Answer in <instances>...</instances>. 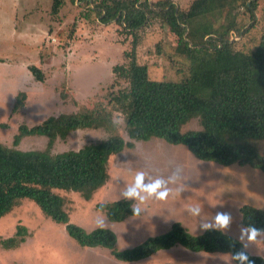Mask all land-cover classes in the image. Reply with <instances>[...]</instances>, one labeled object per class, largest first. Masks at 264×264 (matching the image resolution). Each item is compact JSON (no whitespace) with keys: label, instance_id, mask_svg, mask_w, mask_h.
Here are the masks:
<instances>
[{"label":"trees","instance_id":"1","mask_svg":"<svg viewBox=\"0 0 264 264\" xmlns=\"http://www.w3.org/2000/svg\"><path fill=\"white\" fill-rule=\"evenodd\" d=\"M47 1L52 14H57L65 1L77 7V24L113 22L122 36H118V44H127L129 49L122 52L125 62L111 68L113 80L105 102L48 117L31 127L21 124L12 147L0 145V218L22 200H29L44 216L64 226L78 247L108 250L121 263H138L176 247L191 253L225 254L232 260V252L242 245L238 239L216 228L193 235L178 222L162 234L118 250L111 230L88 232L70 223L64 200L56 191L75 192L90 200L108 182L112 157L133 148V142L152 139L184 146L205 164L249 167L264 174V36L248 52L237 49V41L231 40L233 35L242 36L250 30L238 22L240 9L252 21L258 1L192 0L186 9L175 7L170 0ZM150 25L166 30L173 54L188 63L187 73L179 81L152 80L147 66L138 62L141 36ZM28 70L35 81L43 83L44 75L38 69L32 66ZM25 99L24 93L14 98L12 114L23 108ZM116 112L123 119L129 142L117 134ZM192 121L198 129H184ZM77 130H103L108 137L77 151L50 152L56 140H65ZM26 137L45 138L48 145L41 151L16 149ZM132 205L133 201L119 199L98 209L109 222L120 223L135 217ZM239 214L243 227L264 228V210L244 204ZM14 235L2 242L4 249L23 243L26 230L17 227ZM249 256L253 264H264L263 257Z\"/></svg>","mask_w":264,"mask_h":264},{"label":"rangeland","instance_id":"2","mask_svg":"<svg viewBox=\"0 0 264 264\" xmlns=\"http://www.w3.org/2000/svg\"><path fill=\"white\" fill-rule=\"evenodd\" d=\"M191 1L170 0L180 9H186ZM257 1L254 20H249L244 9H240L238 17L244 29L250 30L245 35L231 38L243 52L253 50L264 36V0ZM65 3L57 14H52L51 3L47 0H0V145L12 147L13 137L21 124L31 127L48 117L105 102L113 80L111 68L125 62L122 52L129 47L118 44V36L122 38L118 26L113 22L77 24L74 21L77 7L69 1ZM250 25L255 26L249 28ZM171 42L166 37V30L158 25H150L141 36L137 60L147 66L150 79L179 81L187 73L188 63L173 54ZM32 66L44 75L43 83L35 81L30 74L28 69ZM22 93L26 96L24 106L12 114L14 98ZM113 114L117 134L129 142L121 115ZM184 129H198V124L192 121ZM107 137L103 130H77L65 140H56L50 152L77 151ZM47 145L45 138L26 137L16 149L41 151ZM133 145L110 159L109 180L90 200L85 201L75 192L56 191L64 200L70 223L88 232L96 228L111 230L117 238L116 249L123 250L147 237L166 232L175 222L193 235L200 234L198 226L201 223L213 222L216 212L225 210L231 212L233 221L229 229L219 230L242 244L247 243L240 239L243 226L239 208L245 204L264 210V174L249 167L205 164L195 160L184 146L161 140L133 142ZM261 147L264 150V144ZM178 167L181 170L178 171ZM138 172H143L145 183L163 180L169 188V196L163 201L150 198L141 205L139 216L120 223L109 222L98 206L123 199L121 193L132 186ZM181 187L183 190L178 192ZM193 206L200 207L199 216L188 211ZM17 227L26 230L24 242L11 250L4 249L2 242L13 238ZM246 251L264 258V237L252 242ZM0 264L128 263L116 261L105 249L78 247L67 236L64 226L44 216L31 201L22 200L0 218ZM132 264L233 262L229 255L191 253L176 247Z\"/></svg>","mask_w":264,"mask_h":264},{"label":"clouds","instance_id":"3","mask_svg":"<svg viewBox=\"0 0 264 264\" xmlns=\"http://www.w3.org/2000/svg\"><path fill=\"white\" fill-rule=\"evenodd\" d=\"M178 171L181 170L179 167ZM183 187L178 189V192L182 191ZM142 193L146 195H142ZM121 196L124 200L133 201L131 207L132 214L139 216L142 212L141 205H143L150 198L156 200H166L169 196V188L165 187L164 181L157 179L152 183H145L143 172H138L135 176L132 186L127 187ZM193 216H199L201 209L198 206H193L188 209ZM233 221L231 212L225 210H218L213 218V222H203L198 228L200 233L206 230H211L213 227L216 229L227 230L230 228ZM102 226V221L99 222ZM264 237V228H257L255 225H247L241 228V240H246L247 243L241 245L240 250L232 252V260L236 261V264H253L246 249L255 242L258 238ZM235 247L234 245L232 246Z\"/></svg>","mask_w":264,"mask_h":264}]
</instances>
